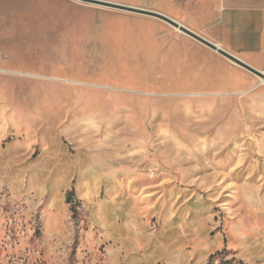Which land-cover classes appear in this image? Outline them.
<instances>
[{
    "label": "rangeland",
    "instance_id": "1",
    "mask_svg": "<svg viewBox=\"0 0 264 264\" xmlns=\"http://www.w3.org/2000/svg\"><path fill=\"white\" fill-rule=\"evenodd\" d=\"M262 79L159 18L0 0V264H264Z\"/></svg>",
    "mask_w": 264,
    "mask_h": 264
},
{
    "label": "crops",
    "instance_id": "2",
    "mask_svg": "<svg viewBox=\"0 0 264 264\" xmlns=\"http://www.w3.org/2000/svg\"><path fill=\"white\" fill-rule=\"evenodd\" d=\"M125 2L161 12L264 71V0Z\"/></svg>",
    "mask_w": 264,
    "mask_h": 264
},
{
    "label": "water",
    "instance_id": "3",
    "mask_svg": "<svg viewBox=\"0 0 264 264\" xmlns=\"http://www.w3.org/2000/svg\"><path fill=\"white\" fill-rule=\"evenodd\" d=\"M81 2L89 3V4H95V5H100V6H105V7H111V8H117V9H123L139 14H144L148 16H153L159 19H162L175 28L179 29L180 31L188 34L189 36L195 38L199 42L203 43L204 45L208 46L209 48L217 51L224 57L228 58L232 62L246 68L247 70L251 71L252 73L258 75L259 77L264 78V71L257 69L256 67L252 66L251 64L247 63L246 61L242 60L235 54L225 50L218 44L212 42L211 40L205 38L204 36L198 34L194 30L188 28L187 26L181 24L180 22L176 21L175 19L157 11L145 9V8H140V7H134V6H129V5H124V4H119V3H114L106 0H79Z\"/></svg>",
    "mask_w": 264,
    "mask_h": 264
},
{
    "label": "bare ground",
    "instance_id": "4",
    "mask_svg": "<svg viewBox=\"0 0 264 264\" xmlns=\"http://www.w3.org/2000/svg\"><path fill=\"white\" fill-rule=\"evenodd\" d=\"M182 24V23H181ZM262 78V77H261ZM263 80V82H264V78L262 79Z\"/></svg>",
    "mask_w": 264,
    "mask_h": 264
}]
</instances>
